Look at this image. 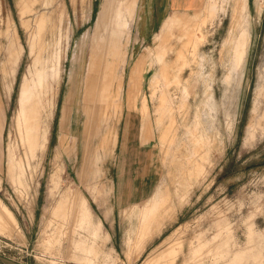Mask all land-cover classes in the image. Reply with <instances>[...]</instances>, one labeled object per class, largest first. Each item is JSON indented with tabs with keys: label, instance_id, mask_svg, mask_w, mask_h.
I'll use <instances>...</instances> for the list:
<instances>
[{
	"label": "rangeland",
	"instance_id": "374dc122",
	"mask_svg": "<svg viewBox=\"0 0 264 264\" xmlns=\"http://www.w3.org/2000/svg\"><path fill=\"white\" fill-rule=\"evenodd\" d=\"M198 3L0 0L1 256L264 264V0Z\"/></svg>",
	"mask_w": 264,
	"mask_h": 264
},
{
	"label": "crops",
	"instance_id": "0c3cea01",
	"mask_svg": "<svg viewBox=\"0 0 264 264\" xmlns=\"http://www.w3.org/2000/svg\"><path fill=\"white\" fill-rule=\"evenodd\" d=\"M152 0H144L147 5H150ZM198 0H165V7L168 10L173 8H193L198 6ZM0 219L4 220L5 225H3L0 221V228L4 229L11 225L8 217L6 216L5 212L0 209Z\"/></svg>",
	"mask_w": 264,
	"mask_h": 264
},
{
	"label": "water",
	"instance_id": "95a60500",
	"mask_svg": "<svg viewBox=\"0 0 264 264\" xmlns=\"http://www.w3.org/2000/svg\"><path fill=\"white\" fill-rule=\"evenodd\" d=\"M0 263H3V264H20V263L13 261V260L7 259L1 255H0Z\"/></svg>",
	"mask_w": 264,
	"mask_h": 264
},
{
	"label": "bare ground",
	"instance_id": "6f19581e",
	"mask_svg": "<svg viewBox=\"0 0 264 264\" xmlns=\"http://www.w3.org/2000/svg\"><path fill=\"white\" fill-rule=\"evenodd\" d=\"M104 16V15H103Z\"/></svg>",
	"mask_w": 264,
	"mask_h": 264
}]
</instances>
